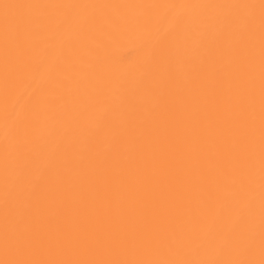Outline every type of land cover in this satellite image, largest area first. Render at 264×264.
Returning a JSON list of instances; mask_svg holds the SVG:
<instances>
[{
    "label": "bare ground",
    "instance_id": "obj_1",
    "mask_svg": "<svg viewBox=\"0 0 264 264\" xmlns=\"http://www.w3.org/2000/svg\"><path fill=\"white\" fill-rule=\"evenodd\" d=\"M3 2L89 7L23 10L33 23L7 50L0 21V260L6 156L35 185L14 202L29 258H201L210 228L243 247L252 224L259 260L258 10L250 142L246 30L185 6L260 0Z\"/></svg>",
    "mask_w": 264,
    "mask_h": 264
},
{
    "label": "snow or ice",
    "instance_id": "obj_2",
    "mask_svg": "<svg viewBox=\"0 0 264 264\" xmlns=\"http://www.w3.org/2000/svg\"><path fill=\"white\" fill-rule=\"evenodd\" d=\"M87 5H35L18 3H0L2 16L0 21L3 24L5 46L7 50L9 37L15 34L19 39L25 28L33 23V19L26 17L25 9H44V8H83ZM175 7V6H170ZM189 8H216L230 9L234 15L225 18L227 27L234 24L242 26L246 30L248 43L250 45V66H249V132L250 142L254 139V41L257 31V10H258V29H259V76H260V220L258 243L260 259H255L257 233L255 226L250 224L246 232L245 243L239 247L227 232L214 233L210 228L208 233L200 239L191 251L201 258H167V259H34L29 258L35 251L28 233L20 228L21 218L17 212L15 201L25 195L35 193V185L28 175L17 176L14 180L9 177V162L5 158V177H4V251L5 259L0 260V264H264V0L259 4H217V5H187ZM29 185L28 189L23 186ZM238 213L246 212V216L241 219L251 220L254 210V196L251 192V182L248 190L242 192V199L238 201ZM215 218L213 217V223ZM209 252L214 255H209ZM188 254L185 253V257ZM11 257V258H9Z\"/></svg>",
    "mask_w": 264,
    "mask_h": 264
}]
</instances>
